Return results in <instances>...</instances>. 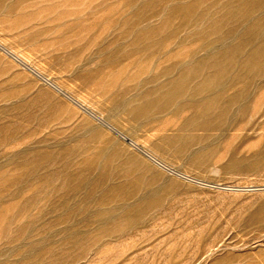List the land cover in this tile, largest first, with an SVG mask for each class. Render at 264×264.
I'll list each match as a JSON object with an SVG mask.
<instances>
[{
	"label": "rangeland",
	"instance_id": "obj_1",
	"mask_svg": "<svg viewBox=\"0 0 264 264\" xmlns=\"http://www.w3.org/2000/svg\"><path fill=\"white\" fill-rule=\"evenodd\" d=\"M0 44L177 172L0 50V264H264V0H0Z\"/></svg>",
	"mask_w": 264,
	"mask_h": 264
},
{
	"label": "bare ground",
	"instance_id": "obj_2",
	"mask_svg": "<svg viewBox=\"0 0 264 264\" xmlns=\"http://www.w3.org/2000/svg\"><path fill=\"white\" fill-rule=\"evenodd\" d=\"M0 50H2L5 54H7L9 57L13 58L14 60H16L17 62H19L21 65L25 66L26 68H28L29 70H31L34 74H36L38 77H40L42 80H45L47 83H49L54 89H56L58 92H60L62 95H64L69 101H71L72 103H74L76 106H78L80 109H82L86 114L90 115L92 118H94L95 120L99 121L101 124H103L104 126H106L109 130H111L112 132H114L116 135H118L121 139H123L124 141L128 142L131 146H133L134 148L138 149L139 151L143 152L144 154H146L149 158H151L153 161L157 162L161 167L173 172V173H177L176 171H174L171 167L158 162L153 156H151L150 154H148L144 149H142L136 142H134L133 140L129 139L126 135H124L123 133H121L120 131H118L117 129H115L114 127H112L111 125H109L107 122H105L101 117H99L98 115H96L95 113H93L92 111H90L85 105H83L82 103H80L79 101L75 100L74 98L70 97L69 95H67L66 93H64L63 91H61V89H59L57 86L53 85L52 83L49 82L48 79H45L43 76H41L40 73H38L36 70H34L33 68H31L28 64H26L23 60H21L19 57H17L14 53H12L11 51H9L8 49H6L4 46H2L0 44ZM255 57L251 54L247 60L245 61V63L243 64V67L246 68L250 65L251 61L254 59ZM179 175V174H178ZM183 178H187V176L185 175H180ZM101 184L98 182H96L94 188L92 191H89L87 193V199L92 198L94 190L97 188H99ZM79 191V189L76 190V192ZM75 239V238H74ZM77 243H75L74 245H72L73 247H71L72 251H82L83 250V245L80 243L79 237H76ZM75 240V241H76ZM39 260L44 261L42 256H39L38 258ZM23 261H21L18 264H22ZM56 263V262H54ZM63 263V262H62ZM17 264V263H15ZM42 264V263H41Z\"/></svg>",
	"mask_w": 264,
	"mask_h": 264
}]
</instances>
